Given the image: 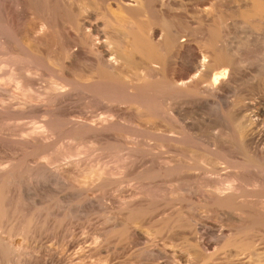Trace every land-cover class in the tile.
<instances>
[{
	"label": "bare ground",
	"instance_id": "bare-ground-1",
	"mask_svg": "<svg viewBox=\"0 0 264 264\" xmlns=\"http://www.w3.org/2000/svg\"><path fill=\"white\" fill-rule=\"evenodd\" d=\"M3 3L0 92L12 83L24 102L13 109L0 93V121L16 124L37 113L44 119L0 133L8 152L0 161V264H88L90 257L112 264L124 246L131 255L126 264L147 263L140 256L149 249H137L143 228L172 239L184 227L181 211L159 220V205L134 192L138 202H123L116 214L102 217L104 227L92 239L78 236V221L89 210L95 181L93 188L108 192L122 183L147 186L164 179L175 182L167 194L172 200H195L196 211L210 208L226 218L213 248L185 243L171 254L157 249L165 264H264V248H258L264 242V189L244 187L245 180L252 187L253 173L264 175V0H16L25 10L21 25ZM43 74L50 78L46 91L28 96ZM91 102L107 112L95 124ZM211 121L220 124L221 147L200 138V124ZM143 130L170 149L163 165H135L142 161L136 138ZM122 138L128 142L121 146ZM90 143L103 157L125 151L120 179L104 163L90 168ZM230 146L241 161L229 159ZM222 165L228 175L190 186L186 196L176 185L219 176ZM49 192L54 206L41 200ZM44 234L57 239L54 253L60 254H48V263L36 258L39 245L37 251L28 245Z\"/></svg>",
	"mask_w": 264,
	"mask_h": 264
},
{
	"label": "rangeland",
	"instance_id": "rangeland-1",
	"mask_svg": "<svg viewBox=\"0 0 264 264\" xmlns=\"http://www.w3.org/2000/svg\"><path fill=\"white\" fill-rule=\"evenodd\" d=\"M9 1L5 0V3L8 4V5H6V4L5 5L8 6L7 9L9 8V10L6 9L5 12L6 13L8 12V15L12 16V18H14L16 20V22L20 23V25L22 23H25V19H23L24 15H25L24 14L25 10L20 8V7H16V4H17L16 0H9ZM3 2H4V0H3ZM3 2L0 1V4L3 3ZM1 9H3V8H1ZM94 15H95L94 12L90 11V21H92V22H90V28H91V25L95 23V21L92 19L94 17ZM0 74H1V72H0ZM40 78L36 80V82H35L36 85L35 86L32 85V87L29 89V91H27V95L28 96H34V95H37L38 93H43L44 91H46V89H47L46 86H48V83L50 82V78L48 76H46L45 74L42 75L41 79ZM38 84H39L40 88H39ZM4 88H5V91L3 93L0 92V93H2L1 96H4V98H5V99H3V103L4 104H6V105H10L11 104L12 108L16 109L18 104L20 105V103L22 104L24 102V97L15 90L14 85L12 83H6L4 85ZM6 91H7V93H6ZM4 93H5V95H4ZM77 111L83 113V110H81V109H78ZM106 116H107V112H106L105 108L103 107V105L101 103H98V102H95V103L91 102L90 103V124L98 123L101 118H104ZM43 119H44V117H42V115L40 113H39V115L37 113L36 116H28L27 118L25 117V118L20 119L16 124H6L3 121H0V130L3 129L2 130L3 132L0 131L1 136H6L8 134L16 133L20 129H26L27 130V129H30V128L34 127V126H39V125H41V122H42ZM200 126H202L201 128L203 129V130L201 129V135L202 136H200V138H202L203 144L207 145L209 143H216L219 147H221L218 144V136H217V130L220 129L219 122L211 121V122H207V123H204V124H200ZM147 134H148L147 131L143 130L141 132V134H138L139 136H137V138H136V143L138 144L137 145V147H138L137 150L139 151V153H140L139 155L142 158L141 162H139V163L137 162V164L135 163V165L138 166L137 167L138 169H142L143 167L148 166V165L150 166V163H147L149 160H152V164L155 167H157L158 165L161 166V165H163V163L165 162L166 159L171 157V154H172V153L169 152L170 149L167 147V145H164L163 147H160L158 145L157 139L155 137L149 138V136H146ZM92 138H93L92 135H90V140ZM122 139H120L121 146L124 145L126 142H128L127 140L123 139L124 140L123 141ZM0 144H2V145H0V161H1V160H4L7 157L8 152L6 150L7 148H5L7 146L6 143H2L1 142ZM259 144H264V138L259 142ZM3 148H5V149H3ZM235 149H237V148L236 147L234 148L233 146H230V151H229V153L227 152V154L229 156L228 155L227 156L230 157L229 158L230 160L241 161L242 156L240 155V153H238V150L236 151ZM3 153H4V155H3ZM124 155H125V151L121 150V147H120L118 149V152H117V154L115 155L114 158L108 157L106 155H104V157L100 156L97 151H95V150L93 151V146L90 143V168H93V169H95L96 167L98 168V166L100 164L99 168L103 169L104 168L103 165L106 164L105 170L109 171L110 173L113 174V179L118 180V179H120V173L124 172L125 169H127V168H124V165L127 163V161L123 160L124 159ZM162 156H163V158H162ZM97 163H99V164H97ZM93 165H94L95 168L92 167ZM136 166H134L132 168V171H135L137 169ZM220 167L221 168L218 171L219 172V176H215V175L213 176L212 175L210 178H207V179H202V178L199 177L200 179L198 178V180H196L195 182L194 181H190V179H188V180H185L181 184L180 183H176V185L179 184L177 186L182 190V193L184 194V196H186V194H187L186 191H187L188 187L193 186V185L199 186L201 184H204V183H201V181H204L206 183H208V182L210 183L213 180L215 181L217 179L216 177L222 179V177L224 178L226 175L229 174V173L226 172L227 169H224L223 165L220 166ZM207 168L212 169L213 167L212 166H207ZM106 171H105V173H109V172H106ZM222 173H223L224 176H221ZM164 180L158 181V182H156L154 184L147 185V186H146V184H144V186H143V184L142 185H136L134 182L130 183V184L129 183H122L119 186L113 188V190L111 189L108 192H102V191L99 192V190H97L95 187L93 188L92 186L96 185V181L94 183L90 184V206L88 207L89 210H87V212H84L85 215L83 213H81V212H80L81 215L79 213V215L83 216V217H81L82 219L79 217V221H78L79 224H78V227H77V229H78L77 232L80 235H78V236L81 237V238H84V239L85 238H89V237H90V239H92L94 237V235L97 234L98 230H100V229H102L104 227V225H102V222H103L102 219L106 215L116 214L119 211L120 207L124 203H127V202H134V203L138 202V200H135V198H137L135 193L136 192H139V193L141 192L143 194L146 193V194H148V196H150V198H151L150 201L152 202V204L159 205V209L156 211V214H155L157 217L159 215V217H158L159 220L168 219L167 218L168 215H169L168 216L169 218L175 217L177 215V213L179 211H181L182 215H183V220L182 221L184 223V227L181 228L180 230H178L176 235L173 236L172 239L167 238L168 237L167 234H166L167 232H165V231L160 232V233L158 232V234L154 233L155 234L154 235L152 231L151 232H147V229L143 228L142 234L144 233L145 235L143 234V235H141L142 237L140 236L141 240L139 238V240H138L139 242H137L138 243L137 244V249L142 251V250L147 248L146 250L149 249V251H150L149 254H147L148 256L145 255V254L140 256V258H141L140 260L143 263H145V261H146L147 263H145V264H157V263L158 264H165L167 262L166 261L167 258L165 256H162V258L163 257H165V258L160 259L159 256H161V255H159L155 251L165 250L167 254H171V251H173L174 248H175L174 250H177L180 247L184 246L185 243L186 244H192L193 243L194 245H197L199 248H202V247L203 248L204 247L205 248H208V247L209 248H213L214 246H216L218 234L220 232H222V231L223 232L226 231V228H222L221 227L223 225H224L223 227H225V223L226 222H223V221H225L226 218L221 216V215H219L215 210L210 209V208L209 209L207 208L205 210H201L200 212L196 211L195 208L192 206L193 205L192 203L195 202V200H183V202L177 201V200H172V197H169L167 194L169 193V190L174 188L173 184H175V182L172 183V181L169 180V179H164ZM198 181H199V183H198ZM245 181L246 182H244V183H246V184L243 183L244 187L246 189H252L253 193L255 191L257 192V191H259L261 189H264V175L256 176L253 173L252 174V187L250 186L251 185L250 180L249 181L245 180ZM247 182H249V183H247ZM170 183H172V184H170ZM261 185H262V188H261ZM166 190H168V191H166ZM49 194H50V196H49ZM49 194L45 193V196L44 195L41 196L43 199L40 197L41 200L45 199L46 204L44 206H50V205L54 206L55 203L57 202L56 198L54 197L55 195L53 194V192H49ZM105 194H106V196H105ZM88 212H89V214H88ZM159 212H161V213H159ZM89 220H90V222H89ZM80 222H81L82 225H80ZM187 225H188V227H186ZM79 226L81 227L80 229H79ZM86 228L87 229L89 228V229L87 230ZM194 229H196V230H194ZM191 230H193V231H191ZM186 231H187V233H186ZM178 232H179V234H178ZM88 235H89V237H88ZM151 235H152V237H151ZM178 235H179V237H178ZM43 236H44L45 240H44V238H42ZM46 236H48V237H46ZM165 236H166V239H165ZM39 238H36L35 240H32V242H33L32 245H31L32 242H29V244H28L29 248H31V250L33 249L34 251H37L36 248L39 245L38 251L35 252V253H37V256H39V257H36V254H35L34 256L36 258H38V259L41 258V260H43V261L48 263L49 260H50L48 258L49 256H50V258H51V256L52 257L56 256L54 258H58L60 256V254L56 255L57 253H59L58 252L59 250L57 249V246H58L57 244L58 243L56 244L57 241H54V240H57L56 238H54L52 236H49V234H44V235L41 236V239H39ZM53 238H54V240H53ZM192 238H194V239H192ZM37 239H39V240H37ZM174 239L175 240L177 239L178 241H175ZM182 241H184V242H182ZM188 241H189V243H188ZM34 242H35V244H34ZM90 242H91V240H90ZM39 243H41V244H39ZM54 244H56V246H54ZM33 247H36V248H33ZM44 247H45V250H42V248H44ZM54 247H56V248H54ZM258 248H264V242L261 243V245L259 244ZM52 249H54V250H52ZM157 249H159V250H157ZM39 251H40V253H39ZM43 251H44L45 254H47V255H45V254L44 255H45V257L47 256L48 260H44V255L41 254V253H43ZM51 251H53V252H51ZM54 251H57V253H54ZM128 251L129 250H128L127 246H124V248L122 247V250L119 252V254H117V256L115 255V258L111 257V260L113 259L115 262L113 260L112 261L110 260V262L112 264H113V262H114V264L115 263H120V262L126 264V260L131 257L130 251L129 252ZM46 252H48V253H46ZM38 253L41 254V255H39ZM48 254H49V256H48ZM150 254H152V255H150ZM117 257H118V259H117ZM157 257H159V259L156 260ZM129 262H130V259H129ZM88 264H97V258L96 257L95 258L90 257V261H88ZM127 264H130V263H128V261H127Z\"/></svg>",
	"mask_w": 264,
	"mask_h": 264
}]
</instances>
